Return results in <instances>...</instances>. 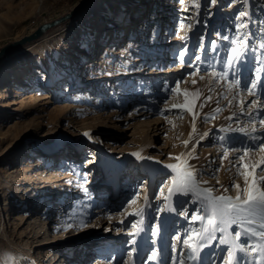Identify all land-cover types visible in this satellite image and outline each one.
<instances>
[{"label": "rangeland", "instance_id": "1", "mask_svg": "<svg viewBox=\"0 0 264 264\" xmlns=\"http://www.w3.org/2000/svg\"><path fill=\"white\" fill-rule=\"evenodd\" d=\"M79 1L0 0V49ZM113 1L84 20L112 26L91 30L104 34L91 48L66 25L85 3L0 54V258L264 264V0ZM143 13L159 21L154 36ZM29 55L46 66L13 68ZM36 69L42 83L15 92Z\"/></svg>", "mask_w": 264, "mask_h": 264}, {"label": "bare ground", "instance_id": "2", "mask_svg": "<svg viewBox=\"0 0 264 264\" xmlns=\"http://www.w3.org/2000/svg\"><path fill=\"white\" fill-rule=\"evenodd\" d=\"M102 1L103 0H87V4L86 5H90V8H91V10L90 11H88L87 13L88 14H85V15H82L81 16V14H78V15H76V16H74V17H72L71 19H69L68 21H66V25L67 26H69L70 27V30L71 31H75V30H77V29H79L80 28V34L77 36L78 38H81V40L79 39V44L81 45L80 47H85V46H87L88 45V47L89 48H91V45H93L94 44V42L96 41V38H99L100 36L99 35H101V33L99 34V33H97V35H94V33L93 32H91V30L92 29H94V31H96V30H102V31H106V30H108V29H111V25H110V23H107V25H102L101 24V21L100 20H97V18L96 19H94L92 22L90 21V22H85L84 20L85 19H88V18H90L91 16H92V14H93V12H96L97 10H100L101 9V7H104V5L102 4ZM124 1L125 0H120L119 2L118 1H113V3L112 4H114L113 6H110V9H113L114 7H116L117 5H118V9H119V11H121L122 9H121V7H120V5H121V3H124ZM129 1V0H128ZM134 1V0H133ZM145 1L146 0H137V2H143V3H145ZM142 5V4H141ZM143 5H145V4H143ZM108 10V9H107ZM153 16H151V17H149V16H147V13H143V15H141L140 17H139V20H140V22L141 23H145V27H147V26H149L150 25V23H152L151 25H150V27L148 28V30H150L151 28H152V30H151V33H152V35L154 36V32H155V30L158 28V25H159V21H153V18H152ZM151 19V20H150ZM67 20V19H66ZM148 20H150V21H148ZM139 22V23H140ZM140 23V24H141ZM59 24V23H58ZM166 25H168L167 23H165ZM57 25V24H56ZM102 25V27H100ZM55 26V25H54ZM111 26V27H110ZM137 26V25H136ZM51 27V26H50ZM59 27H61V26H59ZM59 27H55V28H47L46 29V31H45V33H47L48 31H50V30H53V29H58ZM97 27H98V29H97ZM134 27V26H133ZM144 27V28H145ZM168 27V26H167ZM142 29H143V27L142 26H137V28L135 27V28H132L131 29V31L130 32H128L127 33V35L126 36H124V38H126V39H129V38H131L130 36L133 34V32H134V34H136V36H138V34H140L141 32H142ZM84 30H86V32H83ZM88 30V31H87ZM144 30H146V29H144ZM113 32H115V30L113 29L112 30ZM140 32V33H139ZM68 33V31L66 32V34ZM43 34V33H42ZM99 34V35H98ZM119 33L118 32H115V33H113V37L115 38V36L116 35H118ZM41 36V35H40ZM110 36H112V35H110ZM104 38V34H102V37H100V39H103ZM113 38V39H114ZM154 38V37H153ZM90 39V40H89ZM91 39H93L92 41H91ZM99 39V40H100ZM144 40V43L147 41V40H145V39H143ZM149 41H151L150 42V46L151 47H149V50L151 51V53H153L154 51H152L153 49H154V44H156V43H154V39H150ZM93 44H92V43ZM167 42H171L170 40L169 41H167ZM79 44H76L75 46H72V44L71 45H69V47H68V49L66 50V53H65V55L66 56H73V54H74V51L75 50H77V48H78V46H79ZM131 48H132V46H131V42L129 41L128 42V44H127V51H130L131 50ZM119 49V48H118ZM80 51H82V54L83 55H87L88 53H87V49H79ZM109 50V47H106L105 48V50L103 51V53H105L106 51H108ZM136 51V50H135ZM110 52H113V50H110ZM119 52H122V50H119ZM87 53V54H86ZM139 53V52H138ZM90 55H92L91 53L89 54V55H87L85 58H87V57H89ZM104 56L102 55L101 56V58H103ZM125 59H127V58H125ZM30 62H32V63H34V62H38V63H40V64H42L43 66H46L45 64H46V62L45 61H42L39 57H36V56H34V55H29L26 59H23V60H17V61H15V66L13 67V68H18V67H20V66H23L24 64H28V63H30ZM125 62H126V60H125ZM99 63H100V66L101 65H103V63L101 62V61H99ZM84 66H86L85 67V70L87 71V69L88 68H90V64H88L87 62H84L83 63V67ZM7 66H5V67H3L4 69H2L1 71H2V75H3V77H5V79H9V78H11L12 76L10 75V74H8L7 73V68H6ZM36 72H38L37 74H32L31 75V73H29L28 75H18L17 77H18V79H16L15 80V92H17V93H20V89L22 88H26V87H28L29 85H38V84H41L42 83V81H43V78H42V73H41V70H39V69H36ZM134 72V71H133ZM101 71H98V72H96V74H97V76L100 78L102 75H101ZM127 74V72L124 70V71H122V73L120 74V75H118V74H116V73H113V74H109L110 76H117V77H119V76H122V75H126ZM81 78V75L79 74V72H77L76 70H74V71H72L71 72V74H70V81L71 82H77V81H79V79ZM128 79L127 78H125V80H123V81H127ZM3 91H4V89H2ZM2 91H0V93H1ZM34 145H36V143H34ZM51 157V160H50V163H52V162H54L55 160L53 159V157L54 156H50ZM59 162H62L61 160L59 161ZM36 163H41V161L40 160H37L36 161ZM29 169H31V167H25V169H24V171H26V170H29ZM13 171V170H12ZM11 171V172H12ZM58 176H59V172H57V171H55L54 172V175H53V178L54 179H57L58 178ZM102 178H105V176L104 177H102ZM2 184V181L0 180V185ZM47 188V187H46ZM59 197V199H58V201L61 199V197L60 196H58ZM8 206V203L6 202V204H5V207L7 208V211H8V215H7V219H8V221L10 222V221H12V216H11V212H9V207H7ZM2 211V216H3V207L1 206V201H0V212ZM46 213V211L45 212H43V214H45ZM46 218V215H44V219ZM5 219V218H4ZM22 220V219H27V216H25L24 214H22L21 213V216L20 217H18V220ZM68 224H66V225H62V227L63 228H67L68 226H67ZM50 227H51V225H50ZM53 228V227H52ZM39 231L40 230H36V232H35V234H42V233H47V232H45V231H40L41 233H39ZM35 234H34V236H35ZM39 235V236H40ZM46 236H47V234H46ZM47 238V237H46ZM38 243L37 244H40V239H37L36 240ZM33 242V241H32ZM175 250V249H174ZM51 257H48V259H50ZM51 259H53V257L51 258ZM6 259L5 258H0V264H6V261H5Z\"/></svg>", "mask_w": 264, "mask_h": 264}, {"label": "water", "instance_id": "3", "mask_svg": "<svg viewBox=\"0 0 264 264\" xmlns=\"http://www.w3.org/2000/svg\"><path fill=\"white\" fill-rule=\"evenodd\" d=\"M87 2V0H80L75 6H73L68 12L62 14L61 16L54 18L52 20L46 21L41 23L36 30H34L31 34H28L26 36H23L22 38H20L18 41L15 42H10L6 45H4L1 49H0V54L9 50L10 48L17 46V45H21L23 43L32 41L36 38H38L47 28H49L50 26H54L58 23L64 22L67 18H69L72 14H74L75 12H77L79 9H81L85 3Z\"/></svg>", "mask_w": 264, "mask_h": 264}]
</instances>
